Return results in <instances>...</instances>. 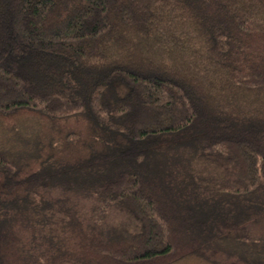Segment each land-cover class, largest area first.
Masks as SVG:
<instances>
[{
	"label": "trees",
	"instance_id": "obj_1",
	"mask_svg": "<svg viewBox=\"0 0 264 264\" xmlns=\"http://www.w3.org/2000/svg\"><path fill=\"white\" fill-rule=\"evenodd\" d=\"M3 120L0 264H264V0H0Z\"/></svg>",
	"mask_w": 264,
	"mask_h": 264
},
{
	"label": "rangeland",
	"instance_id": "obj_2",
	"mask_svg": "<svg viewBox=\"0 0 264 264\" xmlns=\"http://www.w3.org/2000/svg\"><path fill=\"white\" fill-rule=\"evenodd\" d=\"M17 119H21L24 122H26V120H28L26 117H20V118H17ZM1 123H2L3 126L0 127V136H1V134H5L7 132V125L9 124L6 120H3L2 122H0V124ZM75 126H77V127H72V128L76 129V128H78V126H80V124L79 125L75 124ZM71 137H73V135ZM50 194H51V196H53L55 198L56 197L62 198V194L61 193H58V192H55V191H51ZM51 196L47 195V197H49V198H52ZM91 205H92V203H91L90 200L83 199L81 201H78L77 210H78L80 219L86 217V213H88V211L90 210ZM181 264H203V263H201L200 261H197V260L196 261H191L190 260V261L183 262Z\"/></svg>",
	"mask_w": 264,
	"mask_h": 264
}]
</instances>
